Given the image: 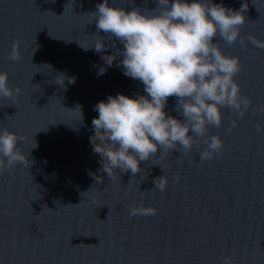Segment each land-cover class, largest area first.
I'll return each mask as SVG.
<instances>
[{"label":"water","instance_id":"1","mask_svg":"<svg viewBox=\"0 0 264 264\" xmlns=\"http://www.w3.org/2000/svg\"><path fill=\"white\" fill-rule=\"evenodd\" d=\"M101 2L0 0V72L20 89L0 98V130L22 136L18 146L29 154L27 166L0 173V264H223L225 256L233 264H264V132L255 127L264 124L257 113L264 106V49L247 39L246 49L220 42L240 57L236 79L252 101L242 118L223 109L222 126L210 129L224 141L220 154L202 161L194 147L159 159L158 150L134 177L115 169L110 178L90 143L94 106L109 95L146 93L124 75L122 57L108 66L94 47L83 48L97 35L103 54L122 47L97 32L92 12ZM115 2L129 11L156 7V0ZM212 2L236 10L246 3L241 34L264 40V0ZM14 41L19 61L8 55ZM175 104L170 97L165 111L182 119ZM232 119L239 123L228 131ZM165 174L166 190L153 189ZM132 205L158 213L130 217Z\"/></svg>","mask_w":264,"mask_h":264},{"label":"clouds","instance_id":"2","mask_svg":"<svg viewBox=\"0 0 264 264\" xmlns=\"http://www.w3.org/2000/svg\"><path fill=\"white\" fill-rule=\"evenodd\" d=\"M247 8L246 3L236 10L212 0H156L154 9L133 7L130 11L115 0L97 4L92 12L97 32L114 38L122 47L115 54H103L107 47L104 37L98 35L93 46L82 47H94L108 66L122 57L118 66L124 75L141 82L146 93L109 95L94 106L99 115L91 122L94 134L90 143L93 152L101 157L103 172L110 178L117 175L115 169L130 170L134 177L142 170L140 162L156 157L158 150L161 159L173 150L187 155L195 147L202 161L223 151V139L219 134L209 135L210 129L222 126L223 109L242 118L252 101L242 93L236 79L242 70L240 57L226 54L220 42L231 46L239 41L246 49L247 39L264 49V40L241 34ZM214 38H218L216 42ZM8 55L13 61L21 60L18 42L12 43ZM105 71L101 67L97 75ZM69 83H74V78ZM19 91L9 86L7 72H0V98L11 99ZM170 97L176 98L174 110L182 119L165 111ZM79 112L82 122L80 107ZM257 113H264V106ZM238 123L232 119L228 131ZM255 127L258 133L264 132V124L257 123ZM23 139L6 127L0 130V173L28 165L29 154L18 146ZM154 184L153 189L165 191L166 174L157 177ZM157 213L154 206L128 208L130 217ZM223 264H233V258L225 256Z\"/></svg>","mask_w":264,"mask_h":264}]
</instances>
